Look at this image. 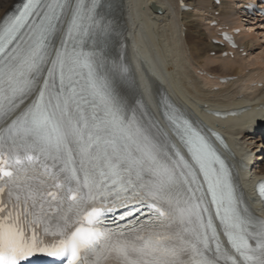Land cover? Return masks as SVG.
I'll return each instance as SVG.
<instances>
[{
    "label": "snow or ice",
    "instance_id": "1",
    "mask_svg": "<svg viewBox=\"0 0 264 264\" xmlns=\"http://www.w3.org/2000/svg\"><path fill=\"white\" fill-rule=\"evenodd\" d=\"M109 39L104 0L0 18V264H264V219L211 136L172 108L168 133L129 115L101 72Z\"/></svg>",
    "mask_w": 264,
    "mask_h": 264
},
{
    "label": "bare ground",
    "instance_id": "2",
    "mask_svg": "<svg viewBox=\"0 0 264 264\" xmlns=\"http://www.w3.org/2000/svg\"><path fill=\"white\" fill-rule=\"evenodd\" d=\"M183 1L193 11L181 9L178 0H112V12L124 27L125 56L139 86L134 89L143 93L153 111L157 110L154 118L158 125H163L164 133L169 132L168 123L160 115L165 100L167 111L175 109L205 130L219 129L228 144L226 153L232 163L246 165L254 159L248 170L235 169L242 192L250 197L248 182L264 176V87L250 86L252 82L264 84V62L251 52L264 43V23L258 17L248 21L246 28L237 5L240 0H221L218 5L214 0ZM17 2L0 0V18ZM152 5L157 10L151 9ZM214 10L220 11L218 16L212 15ZM212 20L218 21V25L242 28L236 39L244 46L246 57H240L236 50L232 58L220 56L222 48L210 39L216 29L209 26ZM213 50L215 55L210 56L208 52ZM198 69L213 76L236 78L219 84L216 79L198 75ZM214 85L219 88L213 90ZM122 87L132 96L129 86L124 83ZM209 117L211 120L206 121Z\"/></svg>",
    "mask_w": 264,
    "mask_h": 264
},
{
    "label": "rangeland",
    "instance_id": "3",
    "mask_svg": "<svg viewBox=\"0 0 264 264\" xmlns=\"http://www.w3.org/2000/svg\"><path fill=\"white\" fill-rule=\"evenodd\" d=\"M185 1H190V0H185ZM218 12H219L218 10H215V11H214V15H217ZM193 13H196V12L194 11ZM205 14H206V13H205ZM191 16L193 17V14H192V13H191ZM241 19H242L241 22L245 23V26H246L247 22L245 21V19H243V18H241ZM202 22L205 23L206 20H204V21H202ZM246 28H248V26H246ZM259 40H261V38H260ZM260 44H261L262 46H260V47H258V48H254V49H252L251 52H252V54H253L252 56H256V55H258V56H260L259 59H260V60L262 59L261 61L264 62V55H263L264 53H263V50H262V49H264V48H263V47H264V46H263L264 43L261 42ZM211 52H212V51H210V53H211ZM243 54H244V53H243ZM243 54H241V55H243ZM243 56H245V55H243ZM243 56H242V57H243ZM261 56H262V57H261ZM200 64L203 66V61H201ZM263 155H264V154H263Z\"/></svg>",
    "mask_w": 264,
    "mask_h": 264
}]
</instances>
